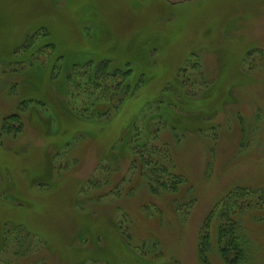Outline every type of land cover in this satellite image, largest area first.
Returning a JSON list of instances; mask_svg holds the SVG:
<instances>
[{
	"label": "rangeland",
	"instance_id": "1",
	"mask_svg": "<svg viewBox=\"0 0 264 264\" xmlns=\"http://www.w3.org/2000/svg\"><path fill=\"white\" fill-rule=\"evenodd\" d=\"M42 27L59 59L18 63ZM103 58L136 91L74 111L85 76L67 72ZM240 187L229 214L264 264V0H0V264H202L206 234L226 264Z\"/></svg>",
	"mask_w": 264,
	"mask_h": 264
},
{
	"label": "trees",
	"instance_id": "2",
	"mask_svg": "<svg viewBox=\"0 0 264 264\" xmlns=\"http://www.w3.org/2000/svg\"><path fill=\"white\" fill-rule=\"evenodd\" d=\"M39 32H41V40L45 39L46 41L41 46H36L35 43L36 40H38L37 37ZM49 34V31L43 27L34 31L33 34L27 38V41L31 42L29 45L23 46L25 54L23 55L22 60L18 63L23 64L25 61H32L35 54L38 56V54L45 52L46 49L52 51V57L59 59L58 57H55L58 46L55 43H47ZM54 68L55 67L52 65V69ZM67 73L64 72L61 76H66L67 74L65 81H67L68 84L73 83L76 75H80V73L85 76V83L82 86V92L86 94L87 104L86 107L82 109H74V111H81L83 115L88 114L96 117L100 116V114L108 115L115 107L120 105L130 93H134L138 87H133L126 81L132 76V70L123 72V70L117 66V63L105 58L100 59L97 62L89 60L82 65L74 64ZM53 75L57 78L55 73H53ZM70 76L71 79L69 78ZM120 78H123V80H120ZM31 103L38 102L34 100H25L23 105L28 108ZM107 106L108 109L101 112V109H105ZM23 111L17 109L15 114L13 113L5 116L2 119L1 129L8 135H18L22 131L23 124L21 114L24 113ZM244 190L245 188L240 187L231 192L222 201V206L220 207V209L224 210V213L225 211L227 213L222 214V212L219 211L220 217H222L221 219L226 222L222 223L218 228L217 244L220 256L226 264H251V259L249 258V243L246 235L239 222L233 220L229 214L232 207L235 209L239 207L238 199H242L247 196V194H250V191L245 193ZM211 245L212 240L210 239V236L207 234L203 235L199 248V256L202 264H211L209 257Z\"/></svg>",
	"mask_w": 264,
	"mask_h": 264
}]
</instances>
